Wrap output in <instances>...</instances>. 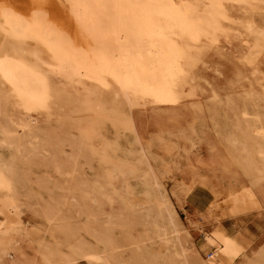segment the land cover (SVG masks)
<instances>
[{
	"label": "rangeland",
	"instance_id": "374dc122",
	"mask_svg": "<svg viewBox=\"0 0 264 264\" xmlns=\"http://www.w3.org/2000/svg\"><path fill=\"white\" fill-rule=\"evenodd\" d=\"M227 12L216 40L182 41L170 102L69 86L24 46L52 92L33 113L0 93V264H262L264 0Z\"/></svg>",
	"mask_w": 264,
	"mask_h": 264
},
{
	"label": "bare ground",
	"instance_id": "6f19581e",
	"mask_svg": "<svg viewBox=\"0 0 264 264\" xmlns=\"http://www.w3.org/2000/svg\"><path fill=\"white\" fill-rule=\"evenodd\" d=\"M232 1L0 0V93L27 113L48 106L50 83L23 54L24 46L35 41L49 54L51 64L59 65L69 86L82 88L90 79L95 88H121L127 97L140 94L173 101L176 78L182 72V41L216 40ZM10 40L17 46L7 50ZM90 92L95 91L91 88ZM4 128L0 127V140L12 139L6 133L11 132L9 128ZM27 137L34 138L33 131ZM22 141L11 140L14 145ZM262 153L259 169L264 168ZM13 191V173L0 164V193L6 197Z\"/></svg>",
	"mask_w": 264,
	"mask_h": 264
}]
</instances>
